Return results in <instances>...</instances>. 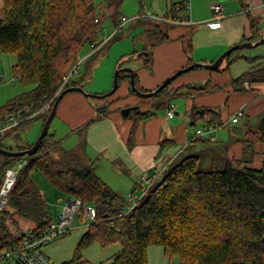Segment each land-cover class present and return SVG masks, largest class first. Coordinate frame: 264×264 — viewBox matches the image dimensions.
Segmentation results:
<instances>
[{
	"label": "trees",
	"instance_id": "obj_1",
	"mask_svg": "<svg viewBox=\"0 0 264 264\" xmlns=\"http://www.w3.org/2000/svg\"><path fill=\"white\" fill-rule=\"evenodd\" d=\"M122 1L105 0L96 5L94 0H3L0 52L16 55L13 72L30 89L0 107V121L19 109L29 107L34 111L49 101L50 104L47 112L0 135L1 148L14 150L6 147L8 137L15 136L34 120L44 123L62 78L84 62V71H79L76 78L69 77L62 89L81 86L98 49L80 62L78 55L84 46L94 49L102 41L99 33L106 19H112L116 27L121 24ZM175 5L178 4L169 8L170 17ZM257 22L253 18L252 27L257 28ZM153 34L158 36L156 42L168 39L157 24L153 26ZM236 53L237 50L225 58L222 68L209 71H226L233 61L241 58ZM123 79H129L127 73L119 74L118 85ZM176 79L152 97L169 102L188 95L190 87L182 92L183 86L172 85ZM245 82H264V63L232 79V90L246 89ZM195 87L211 91L220 86L210 87L206 82ZM130 92L134 93L131 88ZM189 113L192 125L203 120L205 126L217 125L219 130L231 123L232 115L222 122L220 109L215 107H193ZM202 139L213 142L216 134L213 141ZM241 142V157L226 154L222 169H201L197 155L186 156L155 177L139 200L129 203L96 174L83 142L82 150L61 149L59 156H53L51 151L58 148L59 142L48 130L35 154L5 156L0 160V184L7 167L24 162L8 204L0 214V249L19 241L21 234L39 233L53 222L42 193L31 178L33 171H39L60 193L80 201L81 220L85 205L95 209V217L86 225L71 258L62 264H92L82 258L81 251L93 242L101 247L120 244L121 249L106 264H147V248L152 244L163 247L170 264L174 258L179 264H264V162L259 168L249 165L254 146L264 144V117L254 128L245 125ZM31 144L16 150L29 148ZM22 224L31 228L22 232Z\"/></svg>",
	"mask_w": 264,
	"mask_h": 264
},
{
	"label": "crops",
	"instance_id": "obj_2",
	"mask_svg": "<svg viewBox=\"0 0 264 264\" xmlns=\"http://www.w3.org/2000/svg\"><path fill=\"white\" fill-rule=\"evenodd\" d=\"M163 1L166 7L165 16L169 15L170 6L183 2ZM188 2L189 11L180 8L172 13V16L180 19L182 23L164 22L163 32L167 34V40L156 42L154 38L149 44L142 41V51H134L128 56L133 58L134 64L138 63L136 69L134 68L135 82L142 90H154L168 76L192 62L212 63L224 49L246 42L249 38H254L251 40L254 41L264 37V0ZM213 3H220L223 8L220 25L216 28L208 25L212 14L210 5ZM2 5L3 0H0V8ZM253 18L258 21L257 28L252 27ZM147 28L150 30V26ZM186 44L193 58L195 51L197 52L194 61L185 51ZM147 48L150 49L146 51ZM92 52L93 49L90 53ZM237 55L241 58L233 61L224 72L199 68L180 75L172 85L183 86L182 92L190 87L189 94L166 102V109L162 113H153L150 101L131 93L129 79H123L114 94L108 98H92L79 92L65 94L58 103L54 118L69 125L72 132L78 133L84 129V151L94 162L96 174L124 199L127 193H131L133 202H136L143 196L144 188L155 177H159L171 165L186 156L197 155L200 164H203L205 159L204 163L211 165H214V155L222 160L226 154L229 157H241V140L245 125L256 127L259 122L251 123L252 118L264 113V82L248 84L246 89L235 92L230 83L251 67L264 63V44L241 49ZM254 58L256 60L250 63L249 60ZM206 82H209L210 87H220L211 91L196 89L195 86ZM106 90L108 89H101L95 94L102 95ZM193 107L219 108L222 122L237 109H241L243 115L236 123L237 126L230 128L227 125L220 128L215 133V141L205 142L195 136V130L206 123L197 120L191 124L189 111ZM169 110L173 111L171 118L167 115ZM53 134L55 136V132ZM263 162L264 144H257L254 146L249 165L259 168ZM137 187L142 192L137 194ZM41 193L44 199L52 195V191L47 187H44ZM85 230L86 228L78 236H82ZM54 245L53 241L47 245L46 254H54Z\"/></svg>",
	"mask_w": 264,
	"mask_h": 264
},
{
	"label": "rangeland",
	"instance_id": "obj_3",
	"mask_svg": "<svg viewBox=\"0 0 264 264\" xmlns=\"http://www.w3.org/2000/svg\"><path fill=\"white\" fill-rule=\"evenodd\" d=\"M104 1L105 0H94V3L96 5H101ZM119 12L122 17L126 18L125 22H122L116 27L112 19H106L102 24L99 33V39L102 41L95 48V50L98 49L97 58L94 60L90 68L87 69L84 78L81 81V85L87 93L95 94L96 91H100L101 89H108L106 90V92H108L112 88L113 75L119 64H121V67L136 69L138 63L134 64L133 58L131 59L128 56L131 53H134V51H136L135 53L142 51V41H146L147 43L145 44L154 41L155 36L153 34V26L157 24L159 29L162 28V30H165L164 22H160L149 16L151 13L158 16L166 15V7L163 0H123ZM148 26H150V30L147 28ZM148 49L150 48H147L146 51ZM91 51L92 48L89 45L84 46L78 55V62L90 54ZM185 51L191 60L194 61V59H196L197 52L195 51V56L193 58L191 54L192 52L187 44ZM238 52L239 50H237L236 54H238ZM15 62V54L0 52V107L17 95L30 89V86L23 85L20 78L14 74L13 65ZM192 63L201 62L195 61ZM84 68L85 64L84 62H81L78 65V72L84 71ZM192 71L193 70L187 73ZM123 74H125V72H122V75ZM72 77L76 78V74ZM244 85L247 87V82H245ZM143 98L150 101L151 109L154 111L153 113H162L165 111L166 102L164 100L160 101L153 97ZM263 117L264 113L252 118L251 123H258ZM245 120L246 119H244V121ZM228 126L232 128L237 125L236 123H230ZM41 129L42 120H34L19 130L15 136L8 137L5 140L6 147L16 150L25 144L33 143L39 136ZM53 132H55V140L59 142L58 148L52 149L51 151L53 156H59L61 149L75 152L83 149L82 138H84L85 135L84 129L78 131V133L72 132L69 125L61 122L58 118H54L49 127V133ZM214 157V165L207 162L204 163V159L203 164H200L199 167L201 169H222L224 166V160L220 159L217 155H214ZM3 159H5V156L0 155V160ZM31 178L41 192H43L44 187H47L52 191V195H48L44 200H46V208L52 221H56L61 212V205L67 198L66 194L60 193L39 171H33L31 173ZM136 191L137 194L142 192L139 187L136 188ZM87 206L88 205H85L84 208ZM82 217L83 220L80 219L79 213H76L70 234L53 240V243L56 245L52 246L55 247L52 249L54 254L50 255L47 253V255L57 264H62L71 258L75 245L81 237L78 235L84 230V228H86V225L92 221L85 216ZM27 225L29 224L21 225L22 232H27V229L31 228L30 226L27 227ZM116 249H121L119 243H114L108 247H101L98 243L93 242L83 248L81 255L83 259L92 264H103L117 253V251L113 252ZM147 264H170L161 245L152 244L148 246ZM171 264H179L177 258H174Z\"/></svg>",
	"mask_w": 264,
	"mask_h": 264
},
{
	"label": "built area",
	"instance_id": "obj_4",
	"mask_svg": "<svg viewBox=\"0 0 264 264\" xmlns=\"http://www.w3.org/2000/svg\"><path fill=\"white\" fill-rule=\"evenodd\" d=\"M180 8L184 10L190 9L188 0H183L182 5H175L173 11H179ZM211 17L208 25L212 28H216L220 25V18L222 17V5L220 3H213L210 5ZM149 16L160 22H167L169 24H179L182 21L176 17L158 16L153 13ZM126 18L121 17V23L125 22ZM190 23V21H188ZM95 51V48L93 49ZM76 74L79 75L78 70H72L62 78V83L58 89V92L62 90L65 82L69 77ZM57 92V94H58ZM50 101L43 104L38 109L30 111L29 107L19 109L17 112H11L2 118L0 121V135H4L8 130L17 127L22 122L29 120L39 114L47 112ZM168 117H173V111L169 110L167 113ZM243 112L241 109H237L232 116L229 118L231 123H236L242 117ZM217 125H206L195 130L196 137H202L207 140H215V132L218 130ZM24 162H18L11 167H7L4 170L3 178L0 184V214L6 208L10 194L14 184L17 180L18 171ZM144 180V177H143ZM147 180V179H146ZM145 180V181H146ZM126 200L129 203H133L131 193H127ZM131 208V207H130ZM80 201L72 197H67L61 205V212L57 217V220L50 223L48 227L39 233L22 234L19 241L11 244L7 247L0 249V264H57L54 262L45 252V247L50 244L53 240L64 237L70 233L73 228L74 218L76 213H79ZM129 210V209H128ZM83 214L86 218L92 220L95 217V209L93 206L88 205L83 210Z\"/></svg>",
	"mask_w": 264,
	"mask_h": 264
},
{
	"label": "water",
	"instance_id": "obj_5",
	"mask_svg": "<svg viewBox=\"0 0 264 264\" xmlns=\"http://www.w3.org/2000/svg\"><path fill=\"white\" fill-rule=\"evenodd\" d=\"M261 44H264V37L258 38L257 40H254V41H246V42L234 44L230 46L229 48H227L226 50H224L212 63H192L183 68L178 69L173 74L168 76L159 86H157L154 90H151V91H141L137 87V85L135 84L134 69L130 67H118L115 70L114 75H113L112 88L108 92H106V94L100 95V94L87 93L84 91L82 86H69L67 88H64L61 91H59L58 94L55 96V100L52 104V107L42 125L41 132L39 136L36 138V140L31 144V146L23 150H10L7 148L0 147V155L7 156V157H17V156H30V155L35 154L49 130L50 124L56 114L58 103L60 102L61 98L69 92H79L83 94L84 96H88L92 98H103L105 97V95H110L115 92V90L118 87V76L120 73L125 72L129 76V85H130L131 90L134 91V93L142 97H152L156 95L157 93H159L165 86L170 84L178 76L186 72H189L197 68H205V69L212 70V71L219 70L220 68L224 66L225 58L228 55H230V53H232L233 51L241 50L244 48H253Z\"/></svg>",
	"mask_w": 264,
	"mask_h": 264
}]
</instances>
